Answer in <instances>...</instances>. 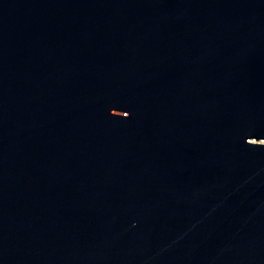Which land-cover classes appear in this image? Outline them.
Returning <instances> with one entry per match:
<instances>
[{
  "label": "water",
  "instance_id": "water-1",
  "mask_svg": "<svg viewBox=\"0 0 264 264\" xmlns=\"http://www.w3.org/2000/svg\"><path fill=\"white\" fill-rule=\"evenodd\" d=\"M0 264H264V0H0Z\"/></svg>",
  "mask_w": 264,
  "mask_h": 264
}]
</instances>
